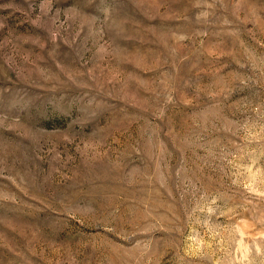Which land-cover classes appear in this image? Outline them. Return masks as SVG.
<instances>
[{"label": "rangeland", "instance_id": "obj_1", "mask_svg": "<svg viewBox=\"0 0 264 264\" xmlns=\"http://www.w3.org/2000/svg\"><path fill=\"white\" fill-rule=\"evenodd\" d=\"M0 264H264V0H0Z\"/></svg>", "mask_w": 264, "mask_h": 264}]
</instances>
